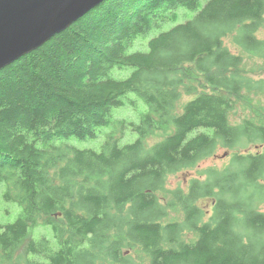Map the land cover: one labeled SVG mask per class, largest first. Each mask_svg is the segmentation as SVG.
<instances>
[{
	"label": "trees",
	"instance_id": "16d2710c",
	"mask_svg": "<svg viewBox=\"0 0 264 264\" xmlns=\"http://www.w3.org/2000/svg\"><path fill=\"white\" fill-rule=\"evenodd\" d=\"M184 10L193 16L129 52ZM263 25L264 0H104L1 69L0 183L20 213L0 227V264H264V120L228 119L243 91L264 95L241 72L264 61ZM137 99V122L112 119ZM126 127L136 138L120 145ZM100 128L97 151L66 142ZM219 150L233 153L224 169L167 188ZM172 211L183 219L164 222ZM40 227L49 238L33 237Z\"/></svg>",
	"mask_w": 264,
	"mask_h": 264
},
{
	"label": "rangeland",
	"instance_id": "374dc122",
	"mask_svg": "<svg viewBox=\"0 0 264 264\" xmlns=\"http://www.w3.org/2000/svg\"><path fill=\"white\" fill-rule=\"evenodd\" d=\"M192 16L193 14L191 12L184 10V12L181 13V15L179 16L177 22H165L159 29L151 30L150 33L146 35L142 41L136 40L134 42L135 47L133 49H130L129 52L134 51L135 49H138L142 52H146L148 49L147 42L149 41V39L156 36L162 31L169 30L171 27L175 26L178 23L190 19ZM257 37L260 40H264V25L258 31ZM232 51L236 52L235 49H232ZM132 70L133 68L131 67H124L120 70L118 68H115L111 73V76L115 77L116 79H125L130 75ZM241 72L245 77L250 78L253 81L264 80V61L260 59H248V61L244 62L243 66L241 67ZM128 97L130 99L136 100L133 94H129ZM145 107V104L140 100H138L137 109H133L130 105L126 103L123 107L116 108L113 110L112 119H115L117 121L125 120L126 122H137L139 111H143ZM228 119L231 125H239L243 122L244 119H252L255 123H258L261 120L263 121L264 95H262L261 91L253 90L249 93L243 91L238 97L234 99L233 110H231V112L229 113ZM104 129L106 128H100L97 131L98 133L96 139L79 140L76 137H71L66 142H68L69 145L81 150L92 149L97 151L99 150L100 145L104 141L105 133L101 132ZM116 133L117 134L115 135V138L120 140V145L131 143L136 138V135L134 133H131L128 127H126L124 131L118 130L116 131ZM193 134L194 132L190 133L188 137H191ZM59 142L60 141H58V143ZM260 149L261 147L259 145H251L249 146L247 152L260 151ZM232 154L233 153L228 150H219L215 156L201 162L197 169L183 171L176 175L169 176L167 181V188L169 190L175 189L177 187L185 189L188 186L190 180L198 176V171H203L207 168H215L218 170L224 169L226 166H228ZM4 191L5 185L3 183H0V227L9 223H13L20 213V208L16 203L5 201ZM201 204V208L206 214L203 220L206 221L209 215L211 214V202L210 200H206L203 201ZM258 211L264 213V204L259 207ZM182 219L183 214L177 211H172L169 212L168 218L165 219L164 222L170 220L181 221ZM42 236L49 238V231L43 227L34 230V238H39ZM194 239V235L186 236V240ZM124 252H126L127 255L132 256L133 259H144V257L139 254L136 250L132 251L131 249H129L125 250Z\"/></svg>",
	"mask_w": 264,
	"mask_h": 264
},
{
	"label": "water",
	"instance_id": "95a60500",
	"mask_svg": "<svg viewBox=\"0 0 264 264\" xmlns=\"http://www.w3.org/2000/svg\"><path fill=\"white\" fill-rule=\"evenodd\" d=\"M104 0H0V70L63 32Z\"/></svg>",
	"mask_w": 264,
	"mask_h": 264
},
{
	"label": "bare ground",
	"instance_id": "6f19581e",
	"mask_svg": "<svg viewBox=\"0 0 264 264\" xmlns=\"http://www.w3.org/2000/svg\"><path fill=\"white\" fill-rule=\"evenodd\" d=\"M180 8V7H179ZM175 17V16H174ZM147 29V28H146ZM147 35V34H146ZM126 39V38H125ZM126 55V54H125ZM125 63V62H124ZM126 65V64H125ZM103 67V66H102ZM132 68V67H131ZM136 68V67H135ZM141 68V67H140ZM119 69V68H118ZM147 71V70H146ZM138 73V72H137ZM102 74V73H101ZM165 75V74H164ZM131 80V79H130ZM164 80V79H163ZM122 84V83H121ZM116 85V84H115ZM118 87V86H117ZM120 88V87H119ZM122 90V89H121ZM189 93V92H188ZM129 102V101H128ZM116 105V104H115ZM183 105V104H182ZM122 106V105H121ZM185 107V106H184ZM114 109V108H113ZM111 112V111H110ZM154 112V111H153ZM144 119V118H143ZM40 124V123H39ZM94 125V124H93ZM159 125V124H158ZM142 136V135H141ZM50 145V144H49ZM225 145V144H224ZM206 175V174H205ZM215 176V175H214ZM236 176V175H235ZM220 181V180H219ZM200 190V189H199ZM253 194V193H252ZM260 196V195H259ZM166 200V199H165ZM150 213V212H149ZM150 215V214H149ZM156 215V214H155ZM48 216V215H47ZM47 221V220H46ZM50 224V223H49ZM109 224V223H108ZM129 227V226H128ZM134 228V227H133ZM74 230V229H73ZM126 234V233H125ZM93 237V236H92ZM107 239V238H106ZM95 243V242H94ZM173 243V242H172ZM185 247V246H184ZM170 250V249H169ZM74 251V250H73Z\"/></svg>",
	"mask_w": 264,
	"mask_h": 264
}]
</instances>
